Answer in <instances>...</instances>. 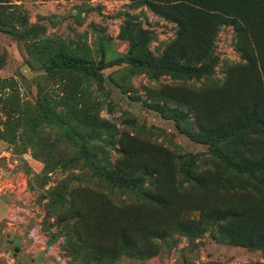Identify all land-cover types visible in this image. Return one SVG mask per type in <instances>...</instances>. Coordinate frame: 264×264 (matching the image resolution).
Instances as JSON below:
<instances>
[{"label":"rangeland","instance_id":"374dc122","mask_svg":"<svg viewBox=\"0 0 264 264\" xmlns=\"http://www.w3.org/2000/svg\"><path fill=\"white\" fill-rule=\"evenodd\" d=\"M263 1L212 0L220 10L194 16L184 42L195 53L209 50L208 61L185 68L166 61L177 24L147 5L0 0V156L11 158L15 166L7 162L6 169L30 193L27 232L37 226L47 243L43 248L29 240L23 258L14 244L0 240V264H33L43 259L35 257L36 249L51 261L46 264H264V174L235 165L252 156L247 147L255 156L264 154V132L212 130L210 138H197V132L264 96ZM134 42V56L154 69L119 61ZM60 51L68 58H104L108 65L95 76L48 72L46 62ZM210 76L225 88L214 91ZM101 118L116 124L119 135L107 136ZM124 142L133 144L126 159L130 170L143 162L156 167L151 183L143 168L112 183L98 175L102 149L110 150L114 163ZM169 151L186 155L181 162L188 173L176 180L187 190L174 185ZM66 180L90 188L67 194L82 215L73 221L74 234L81 235L79 241L73 236L77 243L68 239L65 213L50 207L52 193ZM115 183L126 184L124 191ZM147 187L161 188L163 197L143 195ZM225 207L232 211L202 234L174 232L148 240L150 230H170L178 220L199 219L202 209ZM93 244L105 254L98 255ZM51 246L61 261L49 253Z\"/></svg>","mask_w":264,"mask_h":264},{"label":"trees","instance_id":"16d2710c","mask_svg":"<svg viewBox=\"0 0 264 264\" xmlns=\"http://www.w3.org/2000/svg\"><path fill=\"white\" fill-rule=\"evenodd\" d=\"M212 0H132V6H139V5H147L152 10H154L159 15L165 17L166 19L174 22L178 26V30L176 33V37L168 43L169 49H167L168 57L166 58L167 63H176L179 64L181 67H191L196 65L199 62L206 63L208 60L205 56L209 52H200L195 53L191 50V47L186 45L184 42L187 39L188 29H190L192 24V18L199 15H208L211 14L212 11L220 10L218 8H213V4L211 2ZM264 6V1L262 2ZM261 13L264 17V7L261 10ZM231 15V14H230ZM236 19V18H231ZM135 41V40H134ZM139 45V42H134L130 46L127 54L119 59L120 62H126L132 64L134 67H146L149 69H154L152 66V63L148 60L141 59L134 56L135 48ZM247 63L251 62L248 60ZM108 63L104 60V58H101L98 61L95 60H85L81 58H72V57H66L65 54L60 51L57 53L53 58L49 59L46 62V70L50 73L55 71L56 69H67L71 71H82L87 74H90L91 76H95L100 74V72L107 67ZM244 66L247 67V64H239L238 66ZM252 68V67H251ZM210 82H212L214 91H217L219 89L225 88V85H222V81L219 78L216 77H209ZM260 92L264 93V85L261 86ZM162 93L160 91V95L162 96ZM158 105V104H157ZM165 108L162 109L164 111ZM90 116V113L86 112L84 115V118L87 120ZM198 119V118H197ZM221 121L214 122L211 126V129H204L199 132H197L199 137H197L196 133H190L191 135H195L197 138H210L213 131H230L229 135H232L235 133V131L238 130H245L246 133L249 131H253V135L264 132L262 129H264V96H259L256 98L253 102L250 104H244L240 108L236 109L232 113L223 116L220 118ZM199 123L201 122L200 119ZM100 124L104 128L105 134L109 137H116L118 134V128L116 124H114L111 120L107 118H101ZM207 130V131H206ZM249 130V131H247ZM222 138V137H221ZM106 139H104L105 141ZM213 140V138H212ZM121 148L118 149L119 157L116 159L114 163L110 160V150H104L102 149V153L104 154V157L102 158L103 162H100L97 164V167L99 168L98 175H100L103 178H106L110 183L114 182V180L120 178V177H126L130 178L133 176L138 169L143 168L144 171L147 173L148 179H150L155 175L156 171L154 170L156 167L151 162H143L137 165L133 170H130V162L127 163L126 159L129 156V151L133 148V144L131 142H124L120 143ZM152 147L160 148V146H157V144L150 145ZM163 150H166L163 148ZM251 153L252 156H243V161L240 163H236L235 165L246 172H263L264 174V154L261 156H255L253 152L247 147L246 153ZM169 153L173 154V168H174V178L175 182L174 185L182 191L178 186L183 187L184 190H187V187L183 184L177 183V177L180 178L183 174H187L188 171L183 170V162L185 163V157L186 155L178 154L175 151V155L173 152L169 151ZM245 153V155H246ZM190 158V157H189ZM176 159V162H175ZM183 161V162H181ZM182 163V164H181ZM256 167L255 170L252 171V168ZM199 174V173H198ZM197 176L196 172L193 174ZM203 176L202 174H200ZM199 177V176H198ZM264 178V176H263ZM68 180V179H67ZM66 180V185L61 187V189L57 190L55 189L52 193L51 197V204L50 207L53 208L54 212H60L65 213L62 220L67 225V233H68V239L72 243H77L81 235L80 234H74V225L73 221L75 219H79L82 215L80 214V210L74 207L73 201L68 198L67 194L73 195L75 191H83L87 192L89 187H83L80 185L77 186H71L68 184V181ZM199 180L201 181V178L199 177ZM264 185V182H260ZM117 189H119L121 192L124 191L125 187L122 184H113ZM148 187L145 188L143 191V195L149 196L151 199H161L163 197V191H161V188H156L154 191L149 190ZM58 199L60 201H58ZM66 202H68V206L66 205ZM160 203L164 204L165 199L163 201H159ZM147 203V202H146ZM151 206L150 203H147ZM65 207H67V210L65 211ZM163 209V208H162ZM232 211L231 209L225 207V208H216V209H202L201 214L199 216V219L192 218L189 221L186 220H178L173 223V226L170 228V230L165 231H159L158 229L150 230L148 234V240L154 241L156 237L165 239L167 236H171L174 232H183L187 235H199L202 234L206 229L209 227L220 223V220L223 219L224 215H226L227 212L230 213ZM68 213V215H67ZM126 228H122V231ZM121 232V231H120ZM194 232H197V234H193ZM119 233V232H118ZM73 236L76 237L78 240H73ZM124 241L126 246L130 245V235L126 233L124 235ZM126 239V240H125ZM75 246V244H74ZM92 249L98 254L103 255L105 254V249L102 246H99L97 244L92 245Z\"/></svg>","mask_w":264,"mask_h":264},{"label":"crops","instance_id":"0c3cea01","mask_svg":"<svg viewBox=\"0 0 264 264\" xmlns=\"http://www.w3.org/2000/svg\"><path fill=\"white\" fill-rule=\"evenodd\" d=\"M7 162L12 167L15 166L10 157L0 156V240H2L4 245L14 244L19 249V254L24 258L26 257V248L30 245L27 238V226H25L27 217L24 218L26 216L24 211L27 210L26 204H29L27 200L28 198L31 199V197L26 185L20 180L19 176L10 175V171L6 169ZM17 213L22 214L23 221L25 220L23 223H14L11 220V216ZM40 251L42 250H34V255L35 257L41 255L43 259L36 258L33 264L36 262L46 264L45 261L51 262Z\"/></svg>","mask_w":264,"mask_h":264},{"label":"built area","instance_id":"2783aa9c","mask_svg":"<svg viewBox=\"0 0 264 264\" xmlns=\"http://www.w3.org/2000/svg\"><path fill=\"white\" fill-rule=\"evenodd\" d=\"M11 220L14 223H19L23 220V216L21 213L13 214L11 216ZM27 238L33 243V245H39L43 248H46V246H47L46 239H45L44 235L42 234L41 230L37 226H33V227L28 229ZM56 249H57V247L55 248L54 246H51L49 248V250H50L49 253L57 256L58 260L61 261L62 256L59 255V252Z\"/></svg>","mask_w":264,"mask_h":264}]
</instances>
